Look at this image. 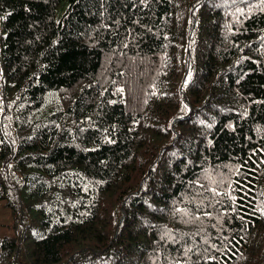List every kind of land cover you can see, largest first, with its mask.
<instances>
[{"label":"trees","instance_id":"1","mask_svg":"<svg viewBox=\"0 0 264 264\" xmlns=\"http://www.w3.org/2000/svg\"><path fill=\"white\" fill-rule=\"evenodd\" d=\"M0 264H264V0H0Z\"/></svg>","mask_w":264,"mask_h":264},{"label":"rangeland","instance_id":"2","mask_svg":"<svg viewBox=\"0 0 264 264\" xmlns=\"http://www.w3.org/2000/svg\"><path fill=\"white\" fill-rule=\"evenodd\" d=\"M12 221L9 207L5 206L4 201L0 199V237L15 234Z\"/></svg>","mask_w":264,"mask_h":264}]
</instances>
